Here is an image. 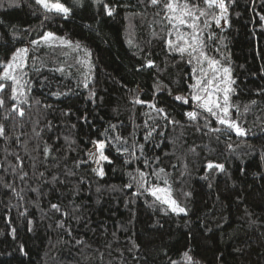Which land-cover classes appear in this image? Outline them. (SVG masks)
Masks as SVG:
<instances>
[{
    "label": "trees",
    "instance_id": "obj_1",
    "mask_svg": "<svg viewBox=\"0 0 264 264\" xmlns=\"http://www.w3.org/2000/svg\"><path fill=\"white\" fill-rule=\"evenodd\" d=\"M49 2L69 8L67 18L35 0L0 6V62L28 49L25 114L11 113L10 88L0 109L9 137L0 139V264H179L185 253L202 264H264V0H235L228 24L202 33L208 54L231 69L229 118L243 136L191 100L197 65L170 53L146 0H104L111 16L95 0ZM48 32L65 43H31ZM93 141L112 161L102 178L89 160ZM138 171L160 187L166 179L186 214L139 189Z\"/></svg>",
    "mask_w": 264,
    "mask_h": 264
},
{
    "label": "snow or ice",
    "instance_id": "obj_2",
    "mask_svg": "<svg viewBox=\"0 0 264 264\" xmlns=\"http://www.w3.org/2000/svg\"><path fill=\"white\" fill-rule=\"evenodd\" d=\"M35 3L41 5L47 12L55 11L63 14L64 18H67L70 13V9L59 2L50 3L49 0H35ZM95 3L102 4L106 14L109 16L115 11L108 3H104V0H95ZM232 3H235V0H201V3H196L195 0H146L145 7L151 6L155 9V15L161 18L160 22L163 23L167 29L168 38L165 40V44L170 53H178L182 58L187 56L189 64L195 62L197 65V67L193 68L196 83L191 86L196 90L191 96V100L196 102V107L203 109L211 116L215 117L218 123L227 125L229 129H234L237 135L243 136L245 135V131L237 125L234 120L229 118V110L232 107L230 104V94L235 92V89L232 88L235 80L231 77V69L223 66L219 59L208 54L206 51L207 43L202 35L204 29L211 28L213 24L217 28H222L228 24V10ZM201 4L203 6H201ZM0 6H2V0H0ZM9 6L19 5L13 0V3H10ZM260 20L264 21V15L260 16ZM173 35L175 36L174 39ZM213 39L214 34L209 33L207 35V40L210 41ZM55 40H60L61 43H65V41L56 37L51 32L45 33L39 40H34L31 43L33 45H40L41 41L48 43ZM77 47H79V45H77ZM27 53V48H18L13 51L9 60L0 62V68H2V73H0V109L4 108L6 104L4 98L5 89L10 88L11 94L8 99L13 102L11 105V113L20 117H23L25 114L24 109L21 108L20 105L27 103L24 85L28 82L23 81V77L27 75V73L24 72ZM225 59L227 58L225 57ZM145 67L152 68L155 67V64L153 61L149 60ZM56 70L63 71L59 68ZM7 81H11V84H7ZM176 99L180 100L182 98L178 96ZM184 102L188 103V100L185 99ZM134 103L142 104L144 101L137 98ZM253 103H255V101H253ZM149 107L154 108L158 113H164V118L168 119L163 108H158L156 105H149ZM186 115L189 119L195 120L199 113L193 110L188 111ZM13 118L12 115H8L5 116L4 119L8 120ZM170 122L175 123V121ZM213 130L219 131V129ZM151 135L152 131H149L145 135V140ZM0 139H9L6 135L4 123H0ZM17 139H19V137H17ZM115 139L122 143H127V141L122 140L121 137H116ZM93 144L97 151L89 154V160L98 165L93 171L102 178L104 176V169L103 167H99L100 163L102 161L112 163V161L105 155L104 149L106 145L104 142L93 141ZM135 147L136 145H133V148ZM139 148L140 151L143 152V145H139ZM117 150L122 153L129 151L126 148H118ZM50 151L51 150L47 146L44 147L43 153L45 159L48 158ZM130 155L135 156L136 154L133 151ZM16 159L18 163L14 166L13 171L15 172L16 169H20L21 173L19 178L24 180L27 177V173L22 171L23 164L18 154L16 155ZM79 163H87V161H80ZM125 163H130V161L125 160ZM206 169H217L223 172L225 171V166L220 163L208 162ZM164 172L165 170L161 168L154 174L159 178L160 174ZM43 175L44 173L41 172L40 176L43 177ZM148 177L149 173L138 171V176H134L133 179L137 182L139 189H142L145 193L151 194L155 200L160 203L169 205L173 212L186 214L185 208L180 207L177 201L172 198L171 188L167 186L168 182L166 179L163 181L166 187H160L159 184L150 183ZM204 178L206 179L207 176ZM53 179L55 180L56 177H53ZM127 187H132V185L129 184ZM137 194H139V192ZM51 208L56 212H62L58 204L53 203ZM62 214L67 215V213ZM185 256L188 257V253H185ZM188 259L191 260V257H188Z\"/></svg>",
    "mask_w": 264,
    "mask_h": 264
},
{
    "label": "rangeland",
    "instance_id": "obj_3",
    "mask_svg": "<svg viewBox=\"0 0 264 264\" xmlns=\"http://www.w3.org/2000/svg\"><path fill=\"white\" fill-rule=\"evenodd\" d=\"M96 151H97V149H96V147H95V149L92 151V153H94V152H96ZM90 162L92 163V165H93L94 168H97V167H98V165H97L96 163L92 162L91 160H90ZM106 162H107V161H102V162L100 163L99 167H103L104 164H105ZM188 257H191V256H188ZM188 257H185V258L181 261V263H179V264H202L200 261L194 259L193 257H191V260H189Z\"/></svg>",
    "mask_w": 264,
    "mask_h": 264
}]
</instances>
